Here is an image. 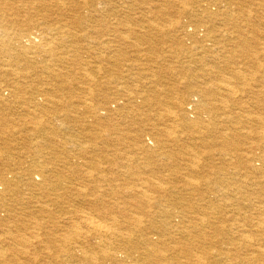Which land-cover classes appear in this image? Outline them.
Instances as JSON below:
<instances>
[{
  "label": "bare ground",
  "instance_id": "bare-ground-1",
  "mask_svg": "<svg viewBox=\"0 0 264 264\" xmlns=\"http://www.w3.org/2000/svg\"><path fill=\"white\" fill-rule=\"evenodd\" d=\"M0 264H264V0H0Z\"/></svg>",
  "mask_w": 264,
  "mask_h": 264
}]
</instances>
